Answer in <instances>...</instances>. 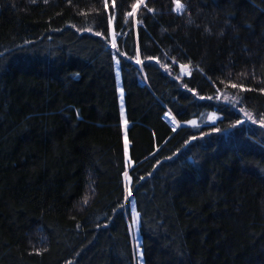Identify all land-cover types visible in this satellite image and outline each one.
I'll list each match as a JSON object with an SVG mask.
<instances>
[{"label": "trees", "instance_id": "trees-1", "mask_svg": "<svg viewBox=\"0 0 264 264\" xmlns=\"http://www.w3.org/2000/svg\"><path fill=\"white\" fill-rule=\"evenodd\" d=\"M137 2L0 0V264H264V0Z\"/></svg>", "mask_w": 264, "mask_h": 264}, {"label": "rangeland", "instance_id": "rangeland-1", "mask_svg": "<svg viewBox=\"0 0 264 264\" xmlns=\"http://www.w3.org/2000/svg\"><path fill=\"white\" fill-rule=\"evenodd\" d=\"M110 26H111V36H112V39H113V35L112 34H113V32H115L114 31V26H113V21L110 23ZM115 42H116V37H115ZM123 104L124 103H123V98H122V107H123ZM214 115H215V119H212L213 114L211 115V118H210L211 123H215L217 121L218 116L216 114H214ZM122 116H123V118H122L123 121L122 122H123L125 146H126V161H127L128 165L130 166V165H132V162L130 161L129 154H128L129 142H128V139H127V121H126V115H125L124 111H123V115ZM165 118L172 126H173V124L171 123V120L173 118L175 119V121L178 124V126L176 128L181 126V122H179L177 120V118L173 115V113L171 111L167 112V114L165 115ZM125 179H126V184H127V187H128V185H129L128 172L125 175ZM124 209L129 214L128 218L130 220V228H131L132 236H133V239H134L135 262H136V264H143L142 256L139 255V253H142V249H141L142 241H141V235H140V232H139V215H138V223L135 226H133V219L138 214V212L136 210V207H135V211H133V201L131 202L130 200H127L125 202Z\"/></svg>", "mask_w": 264, "mask_h": 264}, {"label": "snow or ice", "instance_id": "snow-or-ice-1", "mask_svg": "<svg viewBox=\"0 0 264 264\" xmlns=\"http://www.w3.org/2000/svg\"><path fill=\"white\" fill-rule=\"evenodd\" d=\"M33 2H35V0H33ZM45 3H47V0H45ZM104 3V7L105 9H107L108 7V0H103ZM174 11L177 13H182L185 10V5L181 2V0H174ZM141 5H144L146 7V5L144 4V0H138L137 3L133 4L132 7V11L127 13V16L129 18L134 17L136 12L138 11V9L140 8ZM113 8H115V3L113 2ZM149 11H153L152 9H149ZM115 20V15L113 14L110 18H109V23H111L112 21ZM125 23H127V20H125ZM87 31H92L90 28L86 29ZM96 35H102L101 33L97 32L95 33ZM113 39H112V47L116 48V44H115V37L116 35H118L117 33L113 32ZM119 63V60H117V64ZM137 63H141L140 60H137ZM182 70H184L187 74H190V69L187 65H181ZM232 87H237V85L233 84ZM264 91V90H262ZM209 99H212V97H208ZM201 99H204V97H201ZM224 99H228V97H224ZM121 102H122V93H121ZM246 117L249 120H253V117L250 113L245 112ZM212 119H215V115L213 114ZM171 123L173 124V131H175V128L178 126L177 122L175 121V119L173 118L171 120ZM187 123L193 125V126H198L196 121H188ZM237 123H241V121H237ZM261 125L264 126V120L260 121ZM195 138V137H194ZM129 195H131V192H129ZM86 202V201H85ZM133 211H135V205L133 202ZM138 223V214L134 217L133 219V226H135ZM140 256H142V253H139Z\"/></svg>", "mask_w": 264, "mask_h": 264}, {"label": "water", "instance_id": "water-1", "mask_svg": "<svg viewBox=\"0 0 264 264\" xmlns=\"http://www.w3.org/2000/svg\"><path fill=\"white\" fill-rule=\"evenodd\" d=\"M117 73H118V76L120 77L119 87H120L121 90H123V81H122V75H121V67L118 68ZM123 107H124V111L126 113L125 103H124Z\"/></svg>", "mask_w": 264, "mask_h": 264}, {"label": "bare ground", "instance_id": "bare-ground-1", "mask_svg": "<svg viewBox=\"0 0 264 264\" xmlns=\"http://www.w3.org/2000/svg\"><path fill=\"white\" fill-rule=\"evenodd\" d=\"M123 110H124V107H123Z\"/></svg>", "mask_w": 264, "mask_h": 264}]
</instances>
